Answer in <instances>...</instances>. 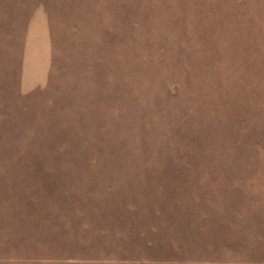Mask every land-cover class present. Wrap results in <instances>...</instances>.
<instances>
[{"label":"rangeland","instance_id":"374dc122","mask_svg":"<svg viewBox=\"0 0 264 264\" xmlns=\"http://www.w3.org/2000/svg\"><path fill=\"white\" fill-rule=\"evenodd\" d=\"M0 264H264V0H0Z\"/></svg>","mask_w":264,"mask_h":264}]
</instances>
